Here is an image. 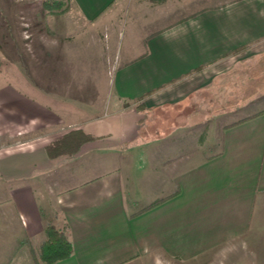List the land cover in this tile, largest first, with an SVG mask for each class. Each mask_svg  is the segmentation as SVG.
Wrapping results in <instances>:
<instances>
[{
  "label": "crops",
  "instance_id": "1",
  "mask_svg": "<svg viewBox=\"0 0 264 264\" xmlns=\"http://www.w3.org/2000/svg\"><path fill=\"white\" fill-rule=\"evenodd\" d=\"M55 1L0 13V264H264V0Z\"/></svg>",
  "mask_w": 264,
  "mask_h": 264
},
{
  "label": "trees",
  "instance_id": "2",
  "mask_svg": "<svg viewBox=\"0 0 264 264\" xmlns=\"http://www.w3.org/2000/svg\"><path fill=\"white\" fill-rule=\"evenodd\" d=\"M93 138V136L86 134L80 129L70 130L49 143L45 147V151L51 158L65 154L74 155L79 151L83 143ZM72 250V244L63 230L46 225L44 239L38 253L34 255V259L37 264H52L70 256Z\"/></svg>",
  "mask_w": 264,
  "mask_h": 264
},
{
  "label": "rangeland",
  "instance_id": "3",
  "mask_svg": "<svg viewBox=\"0 0 264 264\" xmlns=\"http://www.w3.org/2000/svg\"><path fill=\"white\" fill-rule=\"evenodd\" d=\"M40 1L44 2V6H43L44 19H43V21L46 22V24H44V25L48 30H52L55 27L54 23L56 22L53 15L59 9V7L57 6L58 4H55V2H56L55 0H0V13H1V15L7 14L8 18H10V17L14 16V14H13L14 7L18 6L17 4L16 5L14 4L15 2L16 3H24V4L33 3L35 5L37 2H40ZM64 1L65 0H59V1H57V3L61 2L60 6H62ZM254 1H256V0H254ZM253 3L255 6L256 2H253ZM33 4H31V5H33ZM261 10L264 11V3L261 4ZM262 32H264V31H262ZM11 63H12V61H10V58H6L4 54H0V82L5 81V78L9 72L8 70H9V66ZM26 78L27 79L29 78L28 74H26Z\"/></svg>",
  "mask_w": 264,
  "mask_h": 264
}]
</instances>
